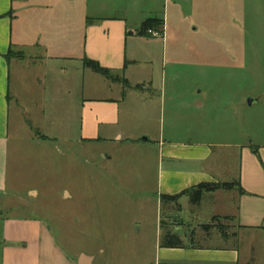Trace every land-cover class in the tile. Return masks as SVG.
I'll use <instances>...</instances> for the list:
<instances>
[{
    "label": "crops",
    "instance_id": "crops-1",
    "mask_svg": "<svg viewBox=\"0 0 264 264\" xmlns=\"http://www.w3.org/2000/svg\"><path fill=\"white\" fill-rule=\"evenodd\" d=\"M162 1L161 11H151L160 15L154 13L156 16L145 20H162L159 41L163 58L170 48V62L174 63L177 54L169 43L177 39L169 40V27L173 25L174 32L181 30L183 21L191 16L184 8L191 11L192 0ZM48 2L0 0V210L17 201L7 193L12 97L19 101L24 96L30 110L40 106L47 111L54 106L61 111L63 127L76 128L75 139H71L76 143L108 140L134 145L152 138L143 131L146 110L152 107L143 95V89L147 90L143 70H152L158 40L143 34V17L141 21L127 17L136 0H92L90 9L88 0H59L56 15ZM231 54L238 56L236 48ZM85 58L108 69L110 95H99L104 84L98 75L102 74L85 66ZM234 75L237 79V73H224L223 80ZM151 87L158 90L152 81ZM176 91L172 95L179 96L183 108L172 106L168 128L161 125L157 139H152L157 206L165 218L158 217L155 241L143 240L137 248L155 250L151 264H264V91L249 94L222 87L215 111L210 94L202 89ZM159 95L164 102L163 89ZM245 96L251 105L257 103L256 110L245 112ZM22 105L20 101L18 111ZM182 109L186 114L179 115ZM146 171L144 167L143 175ZM222 183L229 186L199 189L201 184ZM27 192L36 196L33 189ZM162 195L178 197L163 205ZM185 195L190 197L192 215L199 216L205 204L208 220L225 219L230 229L221 235L184 225L179 215ZM70 196L66 191L65 198ZM172 215L177 216L176 224L169 226L165 221ZM180 226L186 230L180 232ZM186 231L192 233V239L185 238ZM167 234L174 241L164 245ZM206 240L222 243L200 244ZM0 264L106 263L83 249L58 247L47 225L37 217L4 216L0 221Z\"/></svg>",
    "mask_w": 264,
    "mask_h": 264
},
{
    "label": "rangeland",
    "instance_id": "rangeland-1",
    "mask_svg": "<svg viewBox=\"0 0 264 264\" xmlns=\"http://www.w3.org/2000/svg\"><path fill=\"white\" fill-rule=\"evenodd\" d=\"M91 1L87 2L88 9L94 5ZM48 3L56 15L59 0ZM192 7L191 11L184 8L186 15H191L183 21L184 28L174 32L173 25L169 27V40L177 39L169 43L173 54H177L172 58L174 63L170 62V48L163 58L161 36H157L152 70H143L146 79L143 85L147 87L143 95L152 105L146 110L147 122H143V131L152 137L148 142L76 143L73 141L76 128L63 127L65 121L59 119L62 112L54 106L47 111L40 106L30 110L24 96L19 101L15 97L10 99L7 193L17 201L0 210V221L4 216L37 217L64 250L83 249L106 264H151L155 250H139L137 246L143 240L155 241L158 217L164 216L157 206L156 146L152 139H157L161 125L165 130L168 128L172 106L178 108L182 104L179 96L172 93L202 89L210 94L215 111L222 87L238 88L249 94L264 91V0H192ZM162 8V0H136L127 17L132 21H141L143 17L144 21L159 16L151 11L159 12ZM235 48L237 57L231 54ZM224 73H237V79L234 75L223 80ZM98 76L104 84L99 95H110L106 88L111 84L108 77ZM151 81L158 90L152 89ZM161 89L164 102L160 100ZM171 98L176 100L173 102ZM248 99L245 96V112L256 110L257 103L251 105ZM20 101L23 105L18 111ZM185 109L178 114H186ZM54 116L58 118L53 119ZM144 167L147 173L143 175ZM28 189L35 190L36 196L30 197ZM66 191L71 195L68 199ZM185 196L180 201L179 215L184 225L221 235L230 229L225 219L209 221V208L205 204L199 216L192 215L190 197ZM176 220L177 216L172 215L165 222L174 226ZM180 227V232L186 230ZM185 238L192 239V233L186 231ZM221 243V240L200 242L211 246ZM97 247L105 250H96Z\"/></svg>",
    "mask_w": 264,
    "mask_h": 264
},
{
    "label": "trees",
    "instance_id": "trees-1",
    "mask_svg": "<svg viewBox=\"0 0 264 264\" xmlns=\"http://www.w3.org/2000/svg\"><path fill=\"white\" fill-rule=\"evenodd\" d=\"M162 28H163L162 20L155 19V18H150V19L145 20L141 26V30L143 31V34H146L148 36H149V34L147 33L148 29L157 30V31L162 33ZM84 64H85V66L89 67L90 69H92L95 72H98V73H100L106 77H111V74L109 73L108 69L100 66L99 63H97L96 61L85 58ZM227 186H229V185L225 184V183H222V184H201V185H199V189L213 190V189H216L218 187H227ZM177 197H178V195H173V196L162 195L161 196V202L163 203V205L165 203H172V202L176 201ZM161 223L164 224V222H161ZM173 241H174L173 236L170 234L165 235L162 239V242L164 245L172 244Z\"/></svg>",
    "mask_w": 264,
    "mask_h": 264
},
{
    "label": "built area",
    "instance_id": "built-area-1",
    "mask_svg": "<svg viewBox=\"0 0 264 264\" xmlns=\"http://www.w3.org/2000/svg\"><path fill=\"white\" fill-rule=\"evenodd\" d=\"M147 33L153 37H157V36H161V32L157 31V30H153V29H148Z\"/></svg>",
    "mask_w": 264,
    "mask_h": 264
},
{
    "label": "water",
    "instance_id": "water-1",
    "mask_svg": "<svg viewBox=\"0 0 264 264\" xmlns=\"http://www.w3.org/2000/svg\"><path fill=\"white\" fill-rule=\"evenodd\" d=\"M248 103L251 104V99H248Z\"/></svg>",
    "mask_w": 264,
    "mask_h": 264
}]
</instances>
